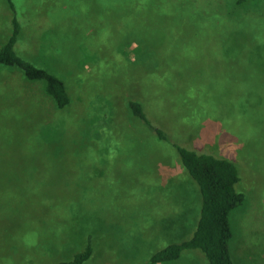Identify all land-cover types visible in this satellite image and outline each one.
Segmentation results:
<instances>
[{
    "label": "rangeland",
    "instance_id": "obj_1",
    "mask_svg": "<svg viewBox=\"0 0 264 264\" xmlns=\"http://www.w3.org/2000/svg\"><path fill=\"white\" fill-rule=\"evenodd\" d=\"M12 17L15 53L70 101L58 109L0 66V264H55L87 244L81 264H153L199 211L174 143L235 164L231 258L264 264V0H0V45ZM156 264L207 263L189 249Z\"/></svg>",
    "mask_w": 264,
    "mask_h": 264
},
{
    "label": "trees",
    "instance_id": "obj_2",
    "mask_svg": "<svg viewBox=\"0 0 264 264\" xmlns=\"http://www.w3.org/2000/svg\"><path fill=\"white\" fill-rule=\"evenodd\" d=\"M242 1L245 0H236ZM9 8L11 11V6ZM10 24V33L0 45V66L16 69L26 81L39 82L42 92L52 100L56 108L67 106L70 99L64 82L55 74L35 66L15 53L13 46L19 33V25L14 17ZM126 106L132 116L151 127L159 139H164L162 131L149 124L139 102L128 100ZM173 146L180 164L197 184L199 211L191 235L180 243L169 244L152 253L149 262L156 264L173 261L180 256L182 250L197 249L207 264H234L228 245L232 235L230 214L243 200L242 193L234 189V184L239 180L237 167L231 160L223 157L195 152L175 143ZM90 255L91 248L87 244L83 251L73 255L70 260L55 264H81Z\"/></svg>",
    "mask_w": 264,
    "mask_h": 264
},
{
    "label": "crops",
    "instance_id": "obj_3",
    "mask_svg": "<svg viewBox=\"0 0 264 264\" xmlns=\"http://www.w3.org/2000/svg\"><path fill=\"white\" fill-rule=\"evenodd\" d=\"M13 72H16V71H13ZM18 73V72H17ZM20 76V75H19Z\"/></svg>",
    "mask_w": 264,
    "mask_h": 264
}]
</instances>
